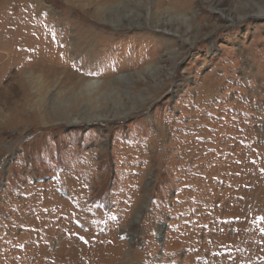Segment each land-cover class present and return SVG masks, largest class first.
<instances>
[{"label":"rangeland","instance_id":"obj_1","mask_svg":"<svg viewBox=\"0 0 264 264\" xmlns=\"http://www.w3.org/2000/svg\"><path fill=\"white\" fill-rule=\"evenodd\" d=\"M111 2L0 0V264H264V0Z\"/></svg>","mask_w":264,"mask_h":264},{"label":"bare ground","instance_id":"obj_2","mask_svg":"<svg viewBox=\"0 0 264 264\" xmlns=\"http://www.w3.org/2000/svg\"><path fill=\"white\" fill-rule=\"evenodd\" d=\"M112 0H88V4L86 5V6H91V7H94L95 6V8H96V11H94V12H92V14H90L91 15V17H92V19H95V18H97V16H99V12H100V10H102V12L104 11V12H106L108 9H110L112 6H111V2ZM117 1V0H116ZM179 1V0H178ZM182 1V0H181ZM245 1V0H244ZM212 2V1H211ZM233 2V1H232ZM238 2V1H237ZM186 3V2H185ZM224 3V2H223ZM113 4V3H112ZM236 4V3H235ZM242 4V3H241ZM237 5V4H236ZM85 6V5H84ZM188 6V5H187ZM221 5L220 4H218L217 5V7H220ZM248 6V8H246L244 11H242V12H237L236 13V15H235V17H237L238 19L239 18H241V21H243V20H245V19H248V18H263L264 17V4H260L259 2L258 3H255V2H253V3H249V4H246V6L245 7H247ZM212 7V6H211ZM237 7V6H236ZM243 7V6H242ZM112 9V8H111ZM106 10V11H105ZM214 11L215 10H217L216 8H214L213 9ZM219 10V12L221 13V14H225V13H223L221 10L222 9H218ZM217 10V11H218ZM241 10V9H240ZM90 13H91V11H90ZM101 13V12H100ZM179 14V13H178ZM218 14V13H217ZM164 17H165V15H163ZM179 16V15H178ZM221 16V15H220ZM163 17V18H164ZM235 19V18H234ZM255 20V19H254ZM194 21V20H193ZM217 21V20H216ZM240 21V20H239ZM191 22V21H190ZM231 22H232V24H234V23H236V21H234L233 19H231ZM238 22V21H237ZM78 23V22H77ZM188 23V22H187ZM240 23V22H239ZM253 24V23H252ZM255 24H257V23H255ZM92 25V24H91ZM94 25V24H93ZM236 25V24H235ZM243 25H245V24H243ZM259 26H263V25H261V24H258ZM82 26V25H81ZM84 26V25H83ZM256 27H257V25H256ZM93 27H90V26H84V27H82L80 30L82 31H80L81 33H82V38L83 37H85V38H90V39H92L94 42H96V41H98V39H99V41H100V38L101 37H103L104 36V34L102 33V32H99V33H97L96 32V30H94V28L92 29ZM163 28V27H162ZM232 28V27H231ZM258 28V27H257ZM218 29V28H217ZM240 29V28H239ZM221 32V31H220ZM263 32V31H262ZM188 34H190L191 36H193V33H187V32H185L184 34H182L181 35V37H184V38H186V42H192L190 39H188V37L189 38H191L190 37V35H188ZM220 35L222 34V33H219ZM262 34V33H261ZM223 35V34H222ZM212 36V35H211ZM223 36H225V35H223ZM222 37V36H221ZM219 38V37H218ZM84 39V38H83ZM201 39V38H200ZM234 39V38H233ZM232 39V40H233ZM85 40V39H84ZM2 42V41H1ZM233 42V41H232ZM214 43V42H213ZM180 45V44H179ZM197 46V45H196ZM203 47V46H202ZM213 48H214V46H213ZM196 49V48H195ZM210 49V48H209ZM212 49V48H211ZM181 51H184L185 52V49L184 48H182V47H180L179 46V49H178V45L176 46L175 44H172V45H170V48H169V52H170V55L171 56H174V59L178 56V55H180V52ZM203 53V52H202ZM177 55V56H176ZM183 56V55H182ZM246 58V57H245ZM245 60V59H244ZM16 62V61H15ZM248 63V62H247ZM25 64V63H24ZM159 63H157L153 68H151L150 70H154L155 68H157V71H158V69L160 70L161 69V67H159ZM249 65V64H248ZM243 66V65H242ZM163 71V70H162ZM231 79V78H230ZM156 80V79H155ZM109 81V80H108ZM34 82V81H33ZM103 81H101V80H98V79H96V80H87V81H85L84 83H83V85H82V88H81V90H80V92L83 94V93H86V95L88 94V95H92L93 93L95 94V92H96V90L98 89V87L101 85V83H102ZM209 82H212L211 84L210 83H204L205 84V87L209 90V89H212V87H214V84L216 83V79H214V80H209ZM160 83V82H159ZM32 84V83H31ZM48 85V84H47ZM38 86H40L39 87V90L40 91H42L43 89H45V84L44 83H39L38 84ZM107 88V87H106ZM100 89V88H99ZM107 91V90H106ZM42 92H44V91H42ZM207 98V97H206ZM203 101V100H202ZM137 104V103H136ZM135 104V105H136ZM102 106V105H101ZM125 109V108H124ZM91 110V109H90ZM128 110V109H127ZM126 110V111H127ZM195 110V109H194ZM113 111V110H112ZM129 111V110H128ZM65 112V114H68V116H72V112H70V111H64ZM99 113V112H98ZM101 113V112H100ZM123 114H125L124 112H123ZM109 115H111V114H109ZM129 114H127V115H123L122 117H127ZM74 116V115H73ZM72 116V117H73ZM76 116V115H75ZM130 116V115H129ZM109 117V116H108ZM119 117H121V116H119ZM105 117H91L90 119H87V120H89L88 122L89 123H93V122H95V121H101V120H109V118L107 119H104ZM77 120V119H76ZM76 122H78V121H76ZM80 123V122H79ZM72 209V208H71ZM137 214V213H136ZM58 227V226H57ZM60 236V235H59ZM74 239V238H73ZM76 241H78V240H76ZM73 242V241H72ZM74 243V242H73ZM65 245H67V244H65ZM73 245V244H72ZM74 246H75V244H74ZM62 247V246H61ZM66 247V246H65ZM8 249V248H7ZM59 253V252H58ZM145 254V253H144ZM137 255H139L138 254V252L137 253H132L131 254V257L129 258L130 260H133V258L135 257V256H137ZM119 256H120V254L119 253H115V254H113L112 255V257L114 258V259H118L119 258ZM121 258H122V255L120 256ZM136 258V257H135ZM122 260V259H121ZM141 261V260H140ZM72 263V262H71ZM72 264H75V263H72Z\"/></svg>","mask_w":264,"mask_h":264},{"label":"built area","instance_id":"obj_3","mask_svg":"<svg viewBox=\"0 0 264 264\" xmlns=\"http://www.w3.org/2000/svg\"><path fill=\"white\" fill-rule=\"evenodd\" d=\"M225 183H227V182H225ZM230 189H233V187H230ZM170 227V226H169ZM178 234H183L182 232L181 233H178ZM233 253L234 254H236L235 252H234V250H233ZM252 264V263H251Z\"/></svg>","mask_w":264,"mask_h":264}]
</instances>
